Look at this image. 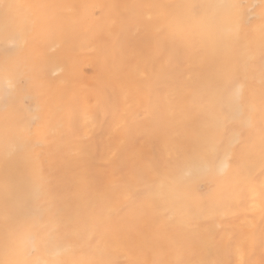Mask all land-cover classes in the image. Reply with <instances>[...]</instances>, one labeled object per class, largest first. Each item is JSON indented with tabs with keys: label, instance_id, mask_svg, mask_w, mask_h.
<instances>
[{
	"label": "snow or ice",
	"instance_id": "obj_1",
	"mask_svg": "<svg viewBox=\"0 0 264 264\" xmlns=\"http://www.w3.org/2000/svg\"><path fill=\"white\" fill-rule=\"evenodd\" d=\"M77 7L91 11L69 16ZM144 7L0 0V264H254L243 253L255 243L245 232L252 217L239 209L257 165L264 175V0L149 5L155 47L139 32L140 43L125 46ZM257 9L259 35L245 43ZM81 34L98 41L91 92L58 87L52 57L38 55ZM257 45L260 91L246 97L240 72L253 68ZM256 111L258 138L250 131ZM146 126L167 137L164 148L151 138L147 162L131 155ZM46 143L56 146V175L75 184L72 196L54 197L46 170L35 167L48 163L33 155ZM105 157L110 163L98 166ZM29 161L37 178L25 181ZM98 167L115 177L119 208ZM261 196L264 203V188ZM209 206L237 209L227 243L202 231ZM149 218L147 230L128 227ZM121 252L124 261L114 258Z\"/></svg>",
	"mask_w": 264,
	"mask_h": 264
},
{
	"label": "bare ground",
	"instance_id": "obj_2",
	"mask_svg": "<svg viewBox=\"0 0 264 264\" xmlns=\"http://www.w3.org/2000/svg\"><path fill=\"white\" fill-rule=\"evenodd\" d=\"M20 3H32V2H58V3H68L73 5H85V4H95V3H118V4H141L145 7L141 9L143 13L141 21L131 25L130 32L127 35L126 40L123 42L125 46L128 42H132L134 44H139L140 39L137 36V33H147L152 39L153 47H155L157 41L156 36L158 32V26L149 22L148 17L150 15H154V10L150 9L148 6L161 3V2H182V0H18ZM197 2H207V0H197ZM243 3H259V0H241ZM91 9H85L83 7H77L72 9L69 12V16H79L83 15L87 12H90ZM123 11V10H122ZM260 10H256V18L252 21V24L245 29V43L249 42L250 38H256L259 35V28L261 26V20L259 19ZM134 32V33H133ZM133 34V35H132ZM97 47L98 41L96 40H86L84 36L81 34L76 39L71 41H65L63 39H57L54 44L48 49H42L38 52V55L41 57H52L53 60V71L49 75V79H56L55 82L58 87L67 86L69 89H77L83 92V90H87L91 92L97 86V73L95 64L97 62ZM2 55V53H0ZM88 65L92 68L93 72L90 76L85 75L84 67ZM261 61H260V49L258 45L255 48V64L253 68L249 70L242 69L240 72V84L243 88L244 94L246 97H251L255 94L257 97L260 91V71H261ZM207 74L211 73V68L206 70ZM86 78V80H85ZM187 79V78H185ZM179 94H186V90L184 89L183 84L179 85ZM167 95V93H166ZM18 107L24 109L27 107L24 99L22 98L18 104ZM252 118L254 127L250 130L253 135L257 138L259 136V112H253L249 114ZM147 139H145L143 144L137 149H133L131 155H135L139 158H142L145 162L152 158V144L150 142L153 136H159L160 138V147L164 148L167 142V137L160 133L159 131L153 129L151 126H146L143 129ZM43 134V130L39 128L32 129V135L34 140H38L41 138ZM56 151V146L54 144L46 143L42 149H37L34 156H42V159L48 161V163L40 164L39 161H36L35 167H43L45 171V175L51 181L52 195L57 198L72 196L76 187L75 184L72 183L71 187L70 183L66 180L60 179L56 173L55 168L51 165H54V159L52 154ZM102 160H108L110 162L109 157H105L103 159L97 160V162ZM253 182L251 188L247 191L244 199L247 201L246 208L239 209V211L248 217H252L250 221L245 222V232L249 236H253L255 243L250 244L245 247L243 250L244 257L251 258L254 262V252L264 250V247L260 245V233L261 229H264V218L261 216V207L264 206L262 203L261 189L264 188V175L261 174V170L259 165L256 166L253 173ZM3 174L0 171V180H2ZM25 181L28 179L37 178L36 173L34 171L33 162L29 161L23 166V177ZM115 177L111 174V171L108 172V179L106 182V192L113 199V208H119L122 204V196L119 191H117L114 187L115 185ZM112 186V187H107ZM69 187V188H68ZM207 191V188H205ZM114 197V198H113ZM238 199L236 203H238ZM237 212V209L234 207H227L225 209L217 211L212 206H209L207 210V214L204 217V231L208 234V238L210 242L213 241V238L216 240H222L223 243H227L230 238L231 229L233 227L228 221L231 217ZM150 223V218L141 220L136 224H129L133 231L138 230H147ZM250 225V226H248ZM178 228L179 225L177 224ZM219 234V235H217ZM115 259L121 261L126 260L128 258V254L121 252L118 253Z\"/></svg>",
	"mask_w": 264,
	"mask_h": 264
},
{
	"label": "rangeland",
	"instance_id": "obj_3",
	"mask_svg": "<svg viewBox=\"0 0 264 264\" xmlns=\"http://www.w3.org/2000/svg\"><path fill=\"white\" fill-rule=\"evenodd\" d=\"M84 70H85L86 78H87V76H90L92 74V72H93L92 68L90 66H88V65H86L84 67ZM86 78H85V80H86ZM83 91H87V90L84 89ZM28 103H32V102L28 101ZM143 141L144 140L140 141V143L137 144L133 149L137 150L144 143ZM109 163L110 162L108 160H102V161L97 162L96 164L98 166H100V165H106V164H109ZM96 171L102 174V184L106 185V182H107V179H108V173L106 175H103L104 169L102 167H98L96 169ZM68 182L70 183L69 187H71L72 182H70V181H68ZM253 257H254V264H264V250L263 249H261L260 251H255ZM121 261H123V260H121Z\"/></svg>",
	"mask_w": 264,
	"mask_h": 264
}]
</instances>
